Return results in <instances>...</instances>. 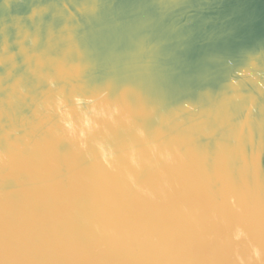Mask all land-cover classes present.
<instances>
[{"label":"water","instance_id":"obj_1","mask_svg":"<svg viewBox=\"0 0 264 264\" xmlns=\"http://www.w3.org/2000/svg\"><path fill=\"white\" fill-rule=\"evenodd\" d=\"M0 264H264V0H0Z\"/></svg>","mask_w":264,"mask_h":264}]
</instances>
